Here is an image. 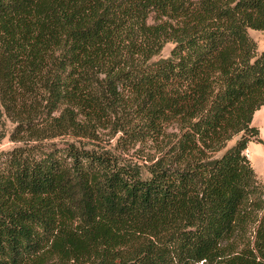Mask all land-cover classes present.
I'll return each mask as SVG.
<instances>
[{"label":"trees","instance_id":"trees-1","mask_svg":"<svg viewBox=\"0 0 264 264\" xmlns=\"http://www.w3.org/2000/svg\"><path fill=\"white\" fill-rule=\"evenodd\" d=\"M249 29L264 0H0V264H264Z\"/></svg>","mask_w":264,"mask_h":264},{"label":"rangeland","instance_id":"rangeland-1","mask_svg":"<svg viewBox=\"0 0 264 264\" xmlns=\"http://www.w3.org/2000/svg\"><path fill=\"white\" fill-rule=\"evenodd\" d=\"M150 22H154L152 18H150ZM250 35L254 38V40L257 42L258 45V51L261 53L264 51V30H256V29H249ZM174 47L173 43H168L164 47L163 51L153 58V60H158L161 58H167L171 55V51ZM15 129V124L11 122L9 119H6V137L2 140L0 143V162H2L4 159H6L8 152L12 151L16 146L20 145L21 142L15 141L12 138V133ZM101 137L103 138V144L107 147L116 148L117 138L112 137V135L108 131L101 132ZM138 155L143 156L147 153L154 154V144L151 142H148L144 145H139L136 148L132 149L130 154H136L138 151ZM136 158V157H135Z\"/></svg>","mask_w":264,"mask_h":264},{"label":"crops","instance_id":"crops-1","mask_svg":"<svg viewBox=\"0 0 264 264\" xmlns=\"http://www.w3.org/2000/svg\"><path fill=\"white\" fill-rule=\"evenodd\" d=\"M253 124L260 130L261 141H251L246 153L251 159L258 177L264 181V105L256 111Z\"/></svg>","mask_w":264,"mask_h":264}]
</instances>
